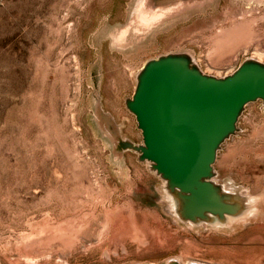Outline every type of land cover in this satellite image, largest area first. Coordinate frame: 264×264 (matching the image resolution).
<instances>
[{
  "label": "rangeland",
  "instance_id": "374dc122",
  "mask_svg": "<svg viewBox=\"0 0 264 264\" xmlns=\"http://www.w3.org/2000/svg\"><path fill=\"white\" fill-rule=\"evenodd\" d=\"M141 2L0 0V264H264L262 100L213 164L242 204L230 219L179 218L165 179L121 146L143 143L126 106L142 66L180 53L231 74L264 52V0L177 6L150 23Z\"/></svg>",
  "mask_w": 264,
  "mask_h": 264
},
{
  "label": "water",
  "instance_id": "95a60500",
  "mask_svg": "<svg viewBox=\"0 0 264 264\" xmlns=\"http://www.w3.org/2000/svg\"><path fill=\"white\" fill-rule=\"evenodd\" d=\"M179 1L148 4L160 11ZM256 100L264 102V62L253 58L225 76L205 73L180 53L161 55L142 66L126 106L136 117L143 143L128 146L151 162L168 190L177 191L184 220L205 221L208 214L224 219L240 211L214 182L213 164L221 144L236 132L244 107ZM166 264L182 263L173 259Z\"/></svg>",
  "mask_w": 264,
  "mask_h": 264
},
{
  "label": "bare ground",
  "instance_id": "6f19581e",
  "mask_svg": "<svg viewBox=\"0 0 264 264\" xmlns=\"http://www.w3.org/2000/svg\"><path fill=\"white\" fill-rule=\"evenodd\" d=\"M148 1L149 0H146L145 4L143 3L144 5L142 7V10H141L140 15H141V18L142 19L149 20L148 22L150 23L151 21H153V20L156 21L158 18H160L161 13L166 12V11H169V10H172L176 6H179L181 8H188V7L198 6V5L204 4L208 0H182V1L177 2L178 5H176V6L169 5L168 7H166L168 9H166V10H160V11H156L155 9L153 10V8L148 4ZM141 5H142V2H141ZM149 23H147V24H149ZM253 57L257 58L256 60H258L260 62H263L262 60H263V57H264V52L256 51L255 54L253 55ZM192 63H194L193 59H192ZM128 145H129L128 142L121 143V146H128ZM166 184H167V182H166ZM219 186H220L219 187V190H220L221 193H223V191L226 192V194H225L224 197H225V199L227 201H229V202H231L233 204H236L237 203L242 208V204L240 202V199H239V197L236 194H233L232 192L230 193L229 191H225L223 189L222 185H219ZM166 188H167V185H166ZM167 190H168V188H167ZM168 191L172 194V196H173V198L175 200L176 212H177L179 218H182L183 219L184 217L181 215L182 214V212H181L182 199L179 197V195L177 194V191L176 190L175 191L168 190ZM224 218L228 219L229 216L228 215H225ZM218 219H219V216L214 215V214H208V216L205 219V221L216 222ZM201 222H203L201 219H197V221H196V223H201ZM193 223H195V222H193ZM129 232L132 233V230L129 231ZM133 234H135V233H133ZM24 237L26 238L27 235H25ZM139 241H141V239ZM29 258H31V260H33V257H29Z\"/></svg>",
  "mask_w": 264,
  "mask_h": 264
}]
</instances>
